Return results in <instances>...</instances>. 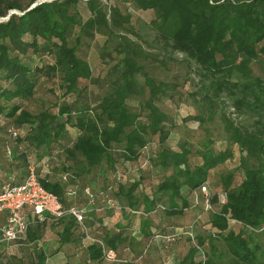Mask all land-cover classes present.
Returning a JSON list of instances; mask_svg holds the SVG:
<instances>
[{
  "label": "trees",
  "instance_id": "trees-1",
  "mask_svg": "<svg viewBox=\"0 0 264 264\" xmlns=\"http://www.w3.org/2000/svg\"><path fill=\"white\" fill-rule=\"evenodd\" d=\"M130 1L151 14L148 27L161 54H148L130 36L131 13L119 6H111L109 19L100 0H0V18L7 17L0 20V116L28 125L16 133L13 155L0 163V186L22 183L33 163L41 183L66 208L86 207L82 224L71 215L38 222L60 224L62 245L85 246L83 264L105 262V251L117 252L128 240L133 214L143 216L149 236L150 218L185 217L194 209L201 210L197 218L209 223L210 233L196 236L198 246L180 264H264V0ZM98 33L106 38L105 51L114 53L104 76H94L81 53L83 42ZM152 60L166 67L171 62L187 74L193 69L195 77L156 78L147 69ZM45 80L66 101L57 112L35 114L25 103ZM166 100L175 109L186 102L194 107L182 123L194 120L204 129L199 146L172 143L179 124L166 111ZM236 153V171L216 181L213 171ZM63 154L66 164H60ZM59 168L60 179L50 178V170ZM204 185L213 186L211 210L200 193ZM108 199L117 207L101 211L115 214L114 227L97 216ZM38 223L29 224V241L40 237ZM89 233L99 238L89 241ZM207 242L210 251L203 250ZM35 256L29 264H44V252Z\"/></svg>",
  "mask_w": 264,
  "mask_h": 264
},
{
  "label": "rangeland",
  "instance_id": "rangeland-1",
  "mask_svg": "<svg viewBox=\"0 0 264 264\" xmlns=\"http://www.w3.org/2000/svg\"><path fill=\"white\" fill-rule=\"evenodd\" d=\"M108 11V18L111 19V6H119L124 14L131 13L132 23L134 25V33H130V36L140 42L143 47L147 50L148 54L158 55L162 53L161 45L153 42L154 34L148 27V23L151 19V14L144 12L143 10H138L134 7L132 1L130 0H100ZM36 4V3H35ZM34 4V5H35ZM11 13H19L18 11H11ZM7 17L0 18L6 19ZM106 38L99 33L93 39H87L83 42L81 46L82 55L89 61L92 68L94 76L101 74L105 75L107 66L106 61H113L112 57L109 55L112 53L111 49L105 51ZM105 51V52H104ZM114 53H112L113 55ZM114 56V55H113ZM179 60L182 61L183 57L181 54L177 55ZM148 65L147 69L150 71L151 75L159 79L174 80L179 74L183 78L192 76L195 77L193 69L189 70V74L186 73L187 69L179 70L180 66L177 67L173 63L167 64V67L162 65L156 60L152 62H146ZM179 70V71H178ZM181 72V73H178ZM54 83L51 81H42L38 86L35 96L32 100L26 102V108L33 113H39L42 111H51L57 112L59 106L63 104L66 100L62 95L61 89L57 86L54 90L52 87ZM99 92V88L94 86ZM187 88V87H186ZM69 100V99H68ZM169 104V100H166L164 107L166 111L169 112L174 118L178 121L179 126L173 130L172 143L176 144L178 141H189L199 146L200 141L205 139V131L199 125L198 122L194 120H189L188 122H183V117L187 114H195V109L193 106L189 105L188 102L182 103L181 106L177 109L173 108ZM230 112H233L232 109ZM233 116H236L235 114ZM240 122L247 124L244 118H238ZM28 125L24 127H18L13 123V121L4 116H0V163L4 164L10 157L13 155V151L16 148L15 132L25 131ZM210 127L213 128V125L210 124ZM75 133H73V136ZM213 136L216 138L220 137L218 130L213 131ZM222 144V142L217 141V145ZM9 145V148H7ZM8 149V151H7ZM239 157V153H236V156L228 160L225 164H222L216 168L213 172L215 180L219 181V178L231 170L236 171V161ZM66 154L59 156L60 164H66ZM41 162V161H40ZM39 164V172L43 174V165ZM137 164L133 166L136 168ZM61 167V166H60ZM129 173V177L133 178L134 174ZM62 170L52 169L50 170V178L60 179L62 176ZM213 186L208 187L210 189ZM219 200L222 203L226 202V194L223 192L219 193ZM104 210L108 212L109 209L107 202L105 201L102 205ZM98 211L101 219L108 222L107 227H114L113 222L116 221L114 215H108V213ZM201 210H191L190 213L185 217H174L168 218L164 214H161L158 217L150 218V222L153 226V231H149V236H146L143 233V216L133 214L131 218V224L127 229L126 235L128 240L125 244L119 247L116 252V260L101 262L99 264H180L184 256L188 253L189 249L193 246H198L197 238L198 235H208L210 233V225L206 220L198 219V215ZM113 218V220L106 219ZM206 215L203 217L205 219ZM202 218V216H201ZM4 217H0V226L3 227L6 223ZM104 221V222H105ZM32 223L36 224L42 222L39 218L32 219ZM39 224V223H38ZM40 225V224H39ZM34 228L40 230V237L35 241H29L28 236L24 240L16 242L13 246L10 247H0V260H5L11 264H29L30 261L36 258L35 252H44L45 261L44 264H83L84 252L86 251L85 246L76 245V244H66L62 245L60 243V232L62 227L60 224H57L53 227L50 225H34ZM104 229H107L106 227ZM92 241L93 238H99V234L89 233ZM95 236V237H94ZM98 236V237H97ZM259 238V237H257ZM260 241H264V236H260ZM88 245V244H87ZM86 245V246H87ZM224 246L222 244L218 245V248L222 250ZM203 250L210 251L208 242L204 245ZM86 264H98V262L87 261Z\"/></svg>",
  "mask_w": 264,
  "mask_h": 264
},
{
  "label": "built area",
  "instance_id": "built-area-1",
  "mask_svg": "<svg viewBox=\"0 0 264 264\" xmlns=\"http://www.w3.org/2000/svg\"><path fill=\"white\" fill-rule=\"evenodd\" d=\"M16 135V132L14 133ZM28 175L20 184H12L10 182L0 186V214H7V221L0 228V246H13L16 242L27 238L29 230V222L22 213L24 208H30L32 212L41 220H56L65 215L73 216L77 222L83 223L87 208H78L71 206L66 208L61 199L44 187L39 180L36 166L31 163L28 167ZM66 179V176H63ZM71 196H75L76 190L68 189ZM84 193L89 195L90 204L94 203V197L91 195V189L85 188ZM200 193L204 194L205 209L211 210L212 205L209 202L208 189L204 185L201 187ZM195 192V202L199 201V194ZM107 207L116 208L113 200H106ZM105 257L109 261L116 260V252L114 250L105 251Z\"/></svg>",
  "mask_w": 264,
  "mask_h": 264
},
{
  "label": "crops",
  "instance_id": "crops-1",
  "mask_svg": "<svg viewBox=\"0 0 264 264\" xmlns=\"http://www.w3.org/2000/svg\"><path fill=\"white\" fill-rule=\"evenodd\" d=\"M23 180H24V178H22L21 181H23ZM98 210H99V211L103 210V209H102V206H101V208H98ZM22 213H23V215L25 216L26 220L29 222V224L31 223V220H32V219H37V218H38V217L32 212V210H31L30 208H24V209L22 210ZM0 217H4V218L6 219L7 214H5V213L0 214ZM106 219H107V218H106ZM6 221H7V220H6ZM1 225H3V224H0V226H1ZM13 245H14V244H13ZM2 247L6 248V246L3 245V244H2Z\"/></svg>",
  "mask_w": 264,
  "mask_h": 264
}]
</instances>
